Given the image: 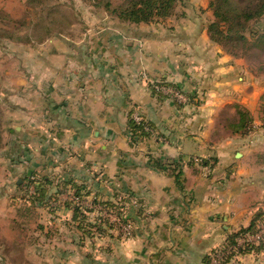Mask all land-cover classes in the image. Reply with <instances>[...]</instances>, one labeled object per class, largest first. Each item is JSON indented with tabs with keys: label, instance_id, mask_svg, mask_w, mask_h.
<instances>
[{
	"label": "crops",
	"instance_id": "crops-1",
	"mask_svg": "<svg viewBox=\"0 0 264 264\" xmlns=\"http://www.w3.org/2000/svg\"><path fill=\"white\" fill-rule=\"evenodd\" d=\"M209 2H196L200 20L177 13L168 24H129L127 36L112 32L124 27L113 21L101 26V37L66 39L39 75L33 70L31 88L15 93L31 99L11 108L6 121L5 183L17 179L21 190L28 173L54 174L44 177L42 196L64 205L54 217L69 224L72 207L90 197L127 208L128 240H111V255L90 264H213L210 253L230 235L264 219V133L224 127L238 119L236 107L254 113L258 93L247 90L243 62L211 39ZM162 80L187 102L158 93L154 83ZM133 108L155 135L131 132ZM85 247L67 244L66 252ZM225 264H264V242Z\"/></svg>",
	"mask_w": 264,
	"mask_h": 264
},
{
	"label": "rangeland",
	"instance_id": "rangeland-1",
	"mask_svg": "<svg viewBox=\"0 0 264 264\" xmlns=\"http://www.w3.org/2000/svg\"><path fill=\"white\" fill-rule=\"evenodd\" d=\"M202 1L205 0L178 1L175 13L158 21L168 24L176 20L177 15H186L184 19L186 21H190L192 18L196 19V16L200 20L202 15L198 13L199 7L196 2L201 4ZM108 2L114 8L124 3L125 0H0V167L1 152L5 148L7 138L6 121L9 117L13 118L14 116L12 115V117L11 114L15 112L11 108L24 102L25 99L26 101L31 99L30 92L27 93L26 98L23 96L18 98L15 93L22 85L31 88L33 70L35 75L38 72L39 75L42 72L40 69L43 66V61L47 60L50 53L63 52V44L68 42L66 39L80 42L82 39L90 40L103 36L101 26L104 25L103 27L108 28L107 23L112 26L114 25L113 21L123 24L124 27L119 31L111 28L112 32H119L121 36L128 35L127 26H130L129 24H150L130 23L121 20L106 9L105 5ZM207 3L205 2V4ZM210 11L215 17L213 9L210 8ZM184 20L183 22L186 23ZM252 31L264 34V17L249 25L248 30L245 31L248 39L253 38ZM219 46L233 58L243 62L245 72L241 74L247 83V90L258 93L255 111L250 117L251 130L248 133L260 135V133H264L262 125L264 122V41L262 46L256 48L254 46L248 48V45L236 42L222 43ZM187 49L189 48L185 47L184 51ZM155 85L168 89L177 88V85L168 80L154 83ZM177 90L181 97L171 96L170 92L164 93L156 89L158 93L168 96L176 103L187 102L184 101L187 97L186 94L179 88ZM236 111L239 114L237 107ZM247 111L251 113L250 110ZM136 114L142 116L138 109L133 108L130 119H134ZM229 115L228 118L232 119L237 114L231 112ZM144 121L146 120L144 119ZM230 121L226 122L224 126L227 132L229 130L226 127ZM143 130L149 136L156 133L150 125H144ZM131 132L136 134L137 131L131 129ZM140 132L137 136H141ZM255 142L256 138L254 144ZM38 153L40 154V152ZM39 154L35 153L40 161L37 163L42 165L45 163V158ZM23 159L26 161L25 158ZM19 162L20 160H15L14 163ZM41 172L28 173L29 177L24 179V189L20 190L15 186L17 179L7 185L5 183L6 173L0 171V264H43L44 262L59 264L68 258L75 262L81 260L83 264H90L91 260H106L107 255H111V252L109 253L111 247L115 250L111 240L116 241L117 238L122 242L128 240L133 227L132 221L128 217L126 206H118V203L112 202L114 206L107 205L105 203L107 201L90 197L86 204L76 205L84 211L83 213L87 217L86 222H83V229H80L81 220H74L72 224L64 219L55 220L54 215L64 205H58L57 201L49 200L47 196L44 198L40 196L39 187L44 185V177H55L54 174ZM24 198L27 199L29 205L24 203L22 200ZM97 201L98 203H96ZM119 209L123 214L122 217L119 214ZM88 222L93 226H84ZM128 223L131 225L130 229ZM99 225L106 229L107 235L100 234ZM89 228H91L89 231V234L90 232L92 234L91 237L88 235ZM84 239L87 240L84 241ZM95 240L99 246L97 252L93 249ZM74 243L86 247L83 248L82 253H79L78 249H71L75 254L69 255L66 252L67 244ZM226 244H229L228 240ZM95 253L97 256H94ZM91 254L94 256L93 258Z\"/></svg>",
	"mask_w": 264,
	"mask_h": 264
},
{
	"label": "trees",
	"instance_id": "trees-1",
	"mask_svg": "<svg viewBox=\"0 0 264 264\" xmlns=\"http://www.w3.org/2000/svg\"><path fill=\"white\" fill-rule=\"evenodd\" d=\"M94 1V0H93ZM181 0H125L124 3L117 7L112 8L111 3H106L105 7L110 10L116 17L130 23H154L158 20L166 19L175 13V7L177 2ZM99 5V3H97ZM209 8L213 9L214 20L209 24L208 29L211 39L218 43H244L248 45V48L254 46H262L264 41V34H259L252 31V39H248L245 35V31L248 30L249 25L252 22L258 21L264 17V0H210ZM254 40V41H253ZM251 113L246 109L239 110V117L237 120L230 121L227 125V130L232 133L247 134L251 130ZM250 118V119H249ZM264 123V122H263ZM144 125H150L149 122L143 121L142 124H136L134 120L130 119V127L133 131H137L140 135L145 134L143 130ZM153 127V126H152ZM44 192L43 185L39 187V193L41 197ZM107 205H113L111 202H105ZM74 211L75 220H81L82 224L80 229H83V222L87 220L84 211L79 206L72 207ZM119 214L123 216L122 212ZM256 222L248 228H243L232 235L228 239L229 245H235L237 238L246 232H252L256 229ZM86 227H92L93 224L88 222ZM88 230V235L91 237V228ZM100 234L107 235L106 229L99 225ZM262 245V244H261ZM260 245V246H261ZM257 247L241 248V253L251 252Z\"/></svg>",
	"mask_w": 264,
	"mask_h": 264
},
{
	"label": "built area",
	"instance_id": "built-area-1",
	"mask_svg": "<svg viewBox=\"0 0 264 264\" xmlns=\"http://www.w3.org/2000/svg\"><path fill=\"white\" fill-rule=\"evenodd\" d=\"M160 82V81H159ZM156 89L159 91L161 90L164 93H172L171 96H180L178 95V90L176 88H167L164 86H158L156 85ZM134 122L136 124H142L144 119L140 115L134 116ZM264 126V123H262ZM78 200V198H77ZM80 202V200H78ZM129 229L131 228V225L128 223ZM264 219L260 220L258 222V225H256L255 231L252 232H246L242 234L239 238L236 240L235 245H229L225 244L222 247L216 248L212 253H210V259L213 264H225L233 259H237L241 254L240 249L246 248V247H257L260 246L264 241Z\"/></svg>",
	"mask_w": 264,
	"mask_h": 264
}]
</instances>
